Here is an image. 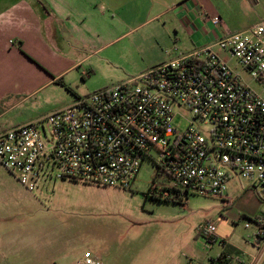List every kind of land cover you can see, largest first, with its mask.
<instances>
[{"label": "built area", "instance_id": "2783aa9c", "mask_svg": "<svg viewBox=\"0 0 264 264\" xmlns=\"http://www.w3.org/2000/svg\"><path fill=\"white\" fill-rule=\"evenodd\" d=\"M215 45L226 58L209 47L181 53L0 132V165L29 192L51 178L125 189L148 159L161 199H224L233 176L264 198V97L244 79L264 91V17ZM252 225L264 250V214L244 222ZM215 231L212 220L198 228ZM81 262L99 264L89 251Z\"/></svg>", "mask_w": 264, "mask_h": 264}, {"label": "crops", "instance_id": "0c3cea01", "mask_svg": "<svg viewBox=\"0 0 264 264\" xmlns=\"http://www.w3.org/2000/svg\"><path fill=\"white\" fill-rule=\"evenodd\" d=\"M263 17L264 0H0V132L46 115L30 116L37 96L64 93L62 108L181 53L209 47L226 58L216 41ZM100 72L108 75L106 83L90 86ZM0 171L1 204L23 186ZM250 185L229 179L225 198L218 199L222 214L215 216L214 238L198 232L183 264H217L221 253L230 254L228 264H264L254 225L246 238L237 234L241 218L264 214V198Z\"/></svg>", "mask_w": 264, "mask_h": 264}, {"label": "rangeland", "instance_id": "374dc122", "mask_svg": "<svg viewBox=\"0 0 264 264\" xmlns=\"http://www.w3.org/2000/svg\"><path fill=\"white\" fill-rule=\"evenodd\" d=\"M107 79L100 72L89 85ZM244 79L264 97L258 83ZM58 102L63 104L56 109L66 102L64 93L37 96L30 116L46 114ZM156 173L147 159L125 189L53 178L33 192L18 187L0 204V264H82L86 250L99 264L186 263V245L200 235V225L222 214L221 201L201 195H189L184 206L159 200L148 192L153 181L165 185ZM245 221L237 225L239 237L251 230Z\"/></svg>", "mask_w": 264, "mask_h": 264}, {"label": "trees", "instance_id": "16d2710c", "mask_svg": "<svg viewBox=\"0 0 264 264\" xmlns=\"http://www.w3.org/2000/svg\"><path fill=\"white\" fill-rule=\"evenodd\" d=\"M68 89H70V88H68ZM148 192H151L152 196H154L155 198H157V199H159V200L161 199L160 197L156 196V195L151 191L150 186H149V190H148ZM175 203H177V202H175ZM207 238L212 239L211 236H207ZM222 254H224V253H221V255L218 256L217 260H219V259L221 258Z\"/></svg>", "mask_w": 264, "mask_h": 264}]
</instances>
